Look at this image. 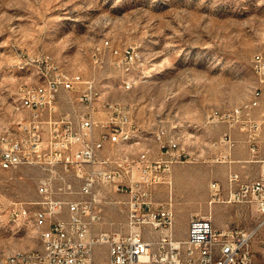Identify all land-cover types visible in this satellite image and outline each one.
<instances>
[{"label": "rangeland", "instance_id": "obj_1", "mask_svg": "<svg viewBox=\"0 0 264 264\" xmlns=\"http://www.w3.org/2000/svg\"><path fill=\"white\" fill-rule=\"evenodd\" d=\"M105 39L139 52L129 72L113 63L102 44ZM257 53L264 59V0H0V131H8L10 121L21 114L18 87L35 82L34 65L51 57L60 69L94 79L103 102L128 110L147 143L134 144L138 150L149 148L152 157L158 156L160 132L185 148L192 149L193 140L203 146L221 130L203 127L208 121L221 123L210 122L213 111L250 109L257 99L251 119L264 120V82L252 61ZM126 79L131 81L128 89ZM134 145L121 153L134 151ZM200 163L191 186L175 174L171 189L163 183L153 187V206L171 203L175 238L185 239L188 219L195 214L210 215L217 228L254 226L259 215L252 204L208 203L205 183H225L226 165ZM245 173L242 179H252L254 168H245ZM43 175L36 166L0 169V264L13 252L41 246L31 215L20 216L17 209L40 207L30 202L41 199L37 184ZM104 190V219L96 226L125 233L128 193L117 198L107 186ZM140 229L148 240L161 232L150 224ZM99 247L103 258L107 247ZM251 249L253 264H264V226Z\"/></svg>", "mask_w": 264, "mask_h": 264}, {"label": "built area", "instance_id": "obj_2", "mask_svg": "<svg viewBox=\"0 0 264 264\" xmlns=\"http://www.w3.org/2000/svg\"><path fill=\"white\" fill-rule=\"evenodd\" d=\"M106 50L125 72L140 58L133 46L119 48L107 42ZM252 61L263 83L264 59L257 53ZM34 68L36 81L17 89L32 106V115L26 120L15 117L8 131H0V169L28 165L43 172L37 184L41 199L30 202L40 207L31 212L22 205L17 209L18 215H31L33 224H39L41 246L2 264H253L251 242L264 226V171L242 181L230 173L225 193L219 182L209 184V204H252L259 215L254 226L218 229L210 215L195 214L188 219L185 239L177 240L171 203L153 206L152 191L164 180L171 164L185 159V148L160 132L156 134L159 150L167 157L136 155L133 161H124L121 150L128 141L140 140L128 110L117 102H103L94 79L63 77L60 65L51 57L43 58ZM41 76H49V83L41 84ZM130 82L123 80V86ZM60 95L66 108L61 107ZM257 104L254 99L250 109L213 111L210 122L218 119L229 126L241 125L248 130L250 150L255 152L259 121L251 119V110ZM99 112L105 116H98ZM220 142L228 149L234 145L227 131ZM105 146L108 152L104 154ZM105 186L128 193L124 203L129 229L125 233L94 231L103 219ZM143 224L160 228V234L152 240L144 238ZM100 245L107 247V256L101 261L94 257V248Z\"/></svg>", "mask_w": 264, "mask_h": 264}, {"label": "crops", "instance_id": "obj_3", "mask_svg": "<svg viewBox=\"0 0 264 264\" xmlns=\"http://www.w3.org/2000/svg\"><path fill=\"white\" fill-rule=\"evenodd\" d=\"M59 98H60L59 101L61 103V107L66 108L67 104L64 101V96L60 95ZM213 126L221 127L220 132L216 136L209 138L207 142H203L204 143L203 146L198 145L197 140H193L192 149L188 147L185 148V153H186L185 159L181 162H175L171 164L169 171L166 172L165 174L164 180L160 183L166 184L171 189L173 178L175 179V174H177V176L179 177L178 179H180L181 181L187 180L188 182H190L188 184L191 186L195 171H197L198 169L202 167L200 162L225 163L226 165L225 183L221 184L216 179H210L209 181L207 180L205 183V190L208 192V197H210L209 184L212 181L219 182L221 186V192L225 193L226 188H227V183H228L227 179L230 173L232 172L236 173L238 175L239 180L242 181V180H246V179H242L244 176L247 175L245 173V168H251V167L254 168V174L252 175L253 176L252 179L257 178L261 174V172L264 171V165L262 163V159L264 158V121L258 122L259 127L257 131L258 136L256 140V151L255 152H252L250 150V142L248 141V134H249L248 130L244 128L242 129L241 125L234 124V125L229 126L228 124L222 123V122L221 123H205L203 125V127L205 128L206 127L212 128ZM238 128H241L242 130L239 132L237 131ZM225 131H227L230 134L231 138L234 140V145L231 149H228L227 146L223 142H220V139L222 138V134ZM237 133L240 134L239 138L234 136ZM138 138L140 139V144L141 143H143L144 145L147 144L146 142H142V138L140 136ZM181 144L184 146L183 143ZM135 145L133 146V150L137 151L138 148ZM129 151L133 152L131 150ZM107 152H108V148L107 146H105V148L102 150V153L105 154ZM160 155H162L163 157H167V154H163L161 152H160ZM222 155H226V157L222 158ZM177 163H182V165L174 167V164H177ZM204 168H207V165ZM113 196L117 198H124L123 193H118V192H114ZM117 201H114V202H117ZM102 215H103V211H102ZM103 219H104V215H103ZM96 225L94 226L95 232L103 231L102 229H99ZM218 229H221V228H218ZM95 248H94L95 259L99 261L104 260L107 254L106 256L102 258L100 257L101 256L100 252L102 251V248L99 247L100 250L97 253L98 255H96Z\"/></svg>", "mask_w": 264, "mask_h": 264}, {"label": "bare ground", "instance_id": "obj_4", "mask_svg": "<svg viewBox=\"0 0 264 264\" xmlns=\"http://www.w3.org/2000/svg\"><path fill=\"white\" fill-rule=\"evenodd\" d=\"M107 42H110V41L108 39H105L102 41L103 46L106 48H107ZM62 72H63V77H80L81 76V74L78 72L71 73V72H68L67 70H62ZM48 83H49V76H41V84H48ZM24 85H26V84H24ZM28 85H31V84H28ZM130 87H131V82L128 83L127 86H124V88H126V89H128ZM18 93H19V95H18V101H17V109H19L21 112L18 120H26L27 116L32 115V106H29L27 104V100H26L23 92H18ZM137 143H140V140L139 141H128V144H130L131 146L134 144H137ZM179 148H185V147L181 143H179ZM136 155H143V157H152L149 148H146L144 150L133 151V152H130L128 154L121 153V157L124 158V161H133L134 157H136ZM34 225L36 226V228L38 230V236L40 239V226H39V224H34ZM18 256H27V250L26 251L13 252V253L7 255L4 258V260H10V259L18 258Z\"/></svg>", "mask_w": 264, "mask_h": 264}]
</instances>
